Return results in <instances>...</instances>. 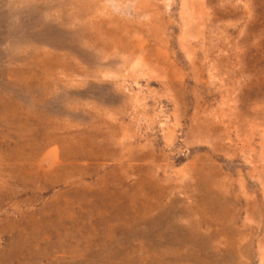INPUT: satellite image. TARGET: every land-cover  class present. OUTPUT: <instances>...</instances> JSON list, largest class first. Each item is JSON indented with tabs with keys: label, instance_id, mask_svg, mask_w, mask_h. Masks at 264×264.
<instances>
[{
	"label": "rangeland",
	"instance_id": "374dc122",
	"mask_svg": "<svg viewBox=\"0 0 264 264\" xmlns=\"http://www.w3.org/2000/svg\"><path fill=\"white\" fill-rule=\"evenodd\" d=\"M0 264H264V0H0Z\"/></svg>",
	"mask_w": 264,
	"mask_h": 264
}]
</instances>
